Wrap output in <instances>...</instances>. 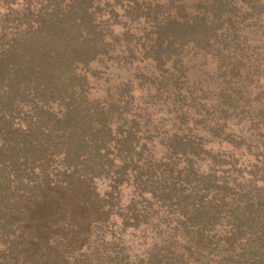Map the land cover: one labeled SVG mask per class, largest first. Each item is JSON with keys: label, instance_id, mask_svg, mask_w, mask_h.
I'll return each mask as SVG.
<instances>
[{"label": "trees", "instance_id": "trees-1", "mask_svg": "<svg viewBox=\"0 0 264 264\" xmlns=\"http://www.w3.org/2000/svg\"><path fill=\"white\" fill-rule=\"evenodd\" d=\"M159 1L0 0V264H264V0ZM187 46L217 92L91 97L92 62Z\"/></svg>", "mask_w": 264, "mask_h": 264}, {"label": "rangeland", "instance_id": "rangeland-1", "mask_svg": "<svg viewBox=\"0 0 264 264\" xmlns=\"http://www.w3.org/2000/svg\"><path fill=\"white\" fill-rule=\"evenodd\" d=\"M109 1L112 2L114 0ZM146 1H151L152 4L156 3V1L158 2V0ZM119 2L125 4L124 0H119ZM159 2H164V0H160ZM183 54V58L179 60L180 63L176 62V64H174V60L170 58L168 62L166 61V65L163 69H160L159 66H157V62L152 60L151 57L141 59V53H138L137 60H134L135 63L131 70H126L122 65L118 67L112 59H104L100 62L94 61L88 68L89 72L92 73V78H90V80L94 86L90 95L92 98H103L106 95V88L108 86H116L120 81L127 79L132 80L135 90H138L137 84H142V87H144V89L146 88L145 91L149 88L151 92H155V87H157V83L162 78L165 77L166 80L173 79L182 71L186 72L189 78L195 79L200 77L204 80L207 77L202 74V71H207L210 77L207 79V82L210 84V87L217 92L216 90H218L219 86L216 61L213 60L210 55L203 54L202 52H198V54L194 53V50H191L189 46L183 48ZM165 59L167 60V58ZM260 78L258 80V85L260 87L259 91L263 92L262 86L264 85V80ZM164 96L163 94V97ZM136 97L138 96L136 95ZM262 99H260V102L264 101ZM157 107L158 105L151 106L146 111L154 113ZM205 139L206 141H203V143L205 144L207 152L211 151V153H218L224 150V146H220L217 139L212 135L207 136ZM217 175L224 176V173L221 174L218 172Z\"/></svg>", "mask_w": 264, "mask_h": 264}]
</instances>
